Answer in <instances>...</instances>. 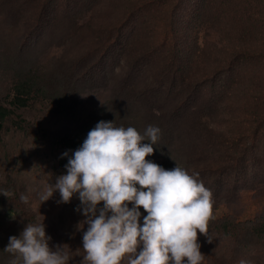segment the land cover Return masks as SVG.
Returning a JSON list of instances; mask_svg holds the SVG:
<instances>
[{
  "label": "rangeland",
  "instance_id": "rangeland-1",
  "mask_svg": "<svg viewBox=\"0 0 264 264\" xmlns=\"http://www.w3.org/2000/svg\"><path fill=\"white\" fill-rule=\"evenodd\" d=\"M2 1L0 104L23 74L38 77L43 87L27 106L14 108L0 130V190L8 193L0 195V211L6 235H19L28 223L43 220L50 247H65L61 238L83 235L87 225L77 211L82 207L78 195L67 204L57 203L58 192L42 204L38 198L47 183L66 174L57 165L55 140L115 111V104L121 106L118 118L144 134L149 109L161 104L182 114L175 122H157L156 143H168L163 157L168 154L189 174L211 164L226 166L219 175L223 187L210 180L214 193L217 188L225 194L214 212L221 220L217 226L231 228H224V235L252 230L264 239V141L243 156V140L250 139L235 142L233 137L258 119L252 114L253 91L264 78L255 57L240 54L231 64L227 60L239 51L231 38L240 35L244 21L264 20V0ZM120 86L126 94L113 99ZM21 194L29 196L27 205ZM224 230L210 229L209 235ZM261 244L247 249L264 264V240Z\"/></svg>",
  "mask_w": 264,
  "mask_h": 264
},
{
  "label": "clouds",
  "instance_id": "clouds-1",
  "mask_svg": "<svg viewBox=\"0 0 264 264\" xmlns=\"http://www.w3.org/2000/svg\"><path fill=\"white\" fill-rule=\"evenodd\" d=\"M160 132L149 125L141 134L99 121L68 158L66 174L38 193L41 204L57 192V203L78 195L82 207L77 211L87 225L80 264H203L199 236L211 242L212 192L198 173L177 165L165 169L147 159ZM0 195L8 193L0 190ZM20 200L27 205L29 196L21 194ZM43 221L9 237L4 250L14 257L10 264H69L64 245L50 247Z\"/></svg>",
  "mask_w": 264,
  "mask_h": 264
},
{
  "label": "trees",
  "instance_id": "trees-1",
  "mask_svg": "<svg viewBox=\"0 0 264 264\" xmlns=\"http://www.w3.org/2000/svg\"><path fill=\"white\" fill-rule=\"evenodd\" d=\"M12 1V0H11ZM46 2V0H44ZM43 2V4H44ZM9 0H3L2 5L8 4ZM12 7V6H11ZM10 7V9H11ZM43 7V6H42ZM46 10H44L45 12ZM235 16L236 12H235ZM243 28L240 29V35L237 38H231V41L233 43H236L239 46V51L236 52V54H233L231 57L227 56L228 62L231 64L233 61L238 60L240 57H237L238 55L242 54L246 57H255L256 63L259 67V77L264 78V20L261 18L257 19H251L248 23L245 20L243 23ZM30 33V31H29ZM259 42V43H258ZM229 57V58H228ZM226 60V59H225ZM214 82V80H213ZM39 79L38 77H34L33 75H27L23 74L17 78V81L14 83L12 88V93L9 96L8 101L0 104V130L2 129L5 121L13 114L14 108L19 107H25L29 104L30 100H32L33 96L40 92L43 87L39 85ZM124 84V83H123ZM212 85V84H211ZM197 86V85H196ZM196 86L193 87V90H195ZM211 89H213L212 86H210ZM257 88V89H256ZM255 91H253L254 97H255V109L252 112V114L255 115V118H258L256 120L249 122V130L248 128L245 130V132H238L237 135L233 136L235 142H239L243 139H250L247 141L243 140V145L241 154L243 156L248 155L249 153L253 152L255 150V146L259 143L258 141L263 142L264 141V82H260L259 86L256 87ZM214 90V89H213ZM126 92L125 86H120L119 90L114 94V97H120V93ZM212 93V91L210 90ZM126 94V93H124ZM188 99V97H187ZM142 100V99H141ZM215 103L214 101H212ZM113 103V100H112ZM181 103L183 106H189L188 101L181 100ZM115 111H109L107 112V109L105 107V111L107 114H103L105 116H102L100 118H93L88 120L87 122L81 123L78 128L73 132H65L62 135H60L56 140V148L58 150V157H57V165L61 168H65V165L68 162V158L72 155V152H74L79 146L82 145L84 139L87 137L88 132L95 127V125L99 121H113L114 125L119 127L122 125L123 127H134L136 130L138 128L136 126H133L131 122H127L126 120H120L118 118V115L121 113V106H118L115 104ZM174 108V106L172 107ZM156 109L158 111H156ZM156 111V112H155ZM149 122L151 126L158 127L161 130L160 125L157 123L160 119H164V121L175 122V119H178V116H182L181 112L175 111L169 112L165 110V108L161 109V104L157 105L154 109H149ZM178 115V116H177ZM188 116H191L189 113ZM192 117V116H191ZM160 121V122H161ZM173 125H170V132L174 128ZM169 130V128L167 127ZM209 141V139H208ZM145 143H148V141H145ZM168 143L163 142L162 146L158 145L157 143L153 145L154 147V153L160 152L162 153L161 157H155L156 155L153 154L147 159L152 160L157 158V161L155 163L161 165L165 169H172L176 165L173 163V161L170 159L168 154L164 156L165 150H167ZM193 147L196 149L197 145L193 144ZM157 150V151H156ZM164 150V152H162ZM69 153L68 157H64L62 154L65 152ZM168 156V157H167ZM198 157V155L195 156V158ZM197 159V158H196ZM226 161V159H225ZM227 163L228 162H224ZM182 167V165H178ZM218 165H210L207 166V168L201 169L202 171L199 174V180L203 182L206 188L210 189L212 192V199H213V214L215 210L218 208L217 201L220 198H225V194H220L219 190L216 188L215 193L213 192V186L211 185V179H213V182H219L220 186L223 187L220 183V173L223 172V169L226 168V166L222 165L219 169ZM235 170H239V166L234 168ZM187 170V169H186ZM189 173L190 171L187 170ZM208 171V173H207ZM207 176H210L207 178ZM229 192V188H227ZM220 190H222L220 188ZM1 202V201H0ZM131 206V205H130ZM1 210V209H0ZM142 212V215L146 214L144 213V210L140 209ZM2 215L0 211V264L3 261L5 264H10V261L14 259L13 255L6 252L4 248L7 246L9 237L13 235H6L5 233V224L2 221ZM142 222V221H141ZM220 223L221 220H213L209 224V229L211 231L213 229H223L224 228L229 231H231V228L225 227L226 225L223 224L221 226H217L216 223ZM223 231V235H209V239L211 242L208 241V239L200 235L199 236V242L201 244V252L205 255V259L203 261V264H240V261H238V258L240 255H244V259L247 258L248 264H260L259 260L260 257H256V255H251V253L247 249L248 245H254L257 247L261 244L263 239V235H258L259 233L255 231H246L243 233V235H224L225 231ZM19 236V235H16ZM50 236V235H49ZM82 236L83 235H69L68 237H65V240L61 238V241L63 244H65V248L70 256L69 264H80V261L82 257L85 255L83 249H82ZM62 244V243H61ZM262 245V244H261ZM242 259V260H244ZM7 260V261H6Z\"/></svg>",
  "mask_w": 264,
  "mask_h": 264
}]
</instances>
